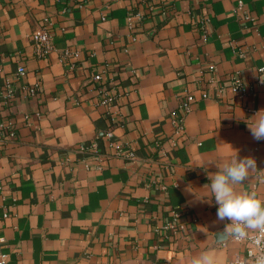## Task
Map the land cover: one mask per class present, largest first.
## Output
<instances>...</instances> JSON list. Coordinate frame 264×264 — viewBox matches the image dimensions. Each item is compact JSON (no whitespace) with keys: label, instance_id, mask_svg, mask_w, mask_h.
I'll list each match as a JSON object with an SVG mask.
<instances>
[{"label":"crops","instance_id":"crops-1","mask_svg":"<svg viewBox=\"0 0 264 264\" xmlns=\"http://www.w3.org/2000/svg\"><path fill=\"white\" fill-rule=\"evenodd\" d=\"M46 20L56 50L38 58L31 34ZM66 50L80 54L74 70ZM21 65L27 75L18 79ZM261 70L264 0H0V89L15 88L11 102L0 95V124L15 131L0 144L8 264L245 259V241L220 235L230 221L217 218L208 174L237 154L264 170V140L246 123L264 110ZM96 74L117 85L118 114L98 106ZM236 75L244 97L233 92ZM190 95L177 135L173 119ZM117 146L134 150L135 160L115 157ZM236 190L264 200V172ZM176 211L186 230L168 239L163 228Z\"/></svg>","mask_w":264,"mask_h":264},{"label":"built area","instance_id":"built-area-1","mask_svg":"<svg viewBox=\"0 0 264 264\" xmlns=\"http://www.w3.org/2000/svg\"><path fill=\"white\" fill-rule=\"evenodd\" d=\"M45 2H52L57 0H44ZM239 9L244 10V3L239 2ZM136 19L142 20V14H137ZM245 19L252 21L253 18L245 12ZM52 26V23L49 20H46L45 25L40 26L34 30L31 34V41L35 49L36 56L38 58H47L52 52L56 50L53 35L50 34L49 29ZM204 36H207V33L203 31ZM80 56L79 52L66 50L63 54V58L67 62L69 70H74L76 64L74 60L78 59ZM262 71V70H261ZM27 75V69L21 65L18 68L17 78L20 79ZM93 81L97 83V100L98 106L105 108L107 115L118 114L120 111V94L118 92V87L115 84L106 86L103 82V77L100 74H96L93 77ZM214 85V84H213ZM39 85L31 86L27 89L29 96H36ZM232 89L235 94L240 97L247 95L248 88L247 85L239 78L237 75L232 78ZM222 87L216 88V96H220L222 93ZM0 95L6 100V102H11L15 98V88L13 83L7 82L4 89H0ZM204 99L211 97L209 93L204 92L202 94ZM195 100L193 95L187 97L181 106V113L176 114L173 119V124L175 126V133L181 135L185 131V115L188 114L191 110L190 104ZM26 119L29 120V116H26ZM106 136L108 138H113L114 132L112 130L108 131ZM15 138V131L13 124H0V144L11 141ZM83 151L86 148L82 149ZM92 150H96V144L93 145ZM115 157L125 159V160H135L136 153L134 150L128 147L117 146L115 151ZM8 215H5L7 217ZM181 213L174 212L173 220L168 222L164 226V231L166 238L176 239L182 235L186 230V224L181 222ZM237 239V238H236ZM239 241H245L246 243V258L240 259L237 258L232 261L230 264H256L257 258L264 256V234H261L259 231L254 233H248V236L244 239H237ZM259 240L260 243L257 244L256 241ZM3 242V238L0 236V244ZM0 264H8V256L0 252Z\"/></svg>","mask_w":264,"mask_h":264},{"label":"clouds","instance_id":"clouds-1","mask_svg":"<svg viewBox=\"0 0 264 264\" xmlns=\"http://www.w3.org/2000/svg\"><path fill=\"white\" fill-rule=\"evenodd\" d=\"M264 73V70L261 71ZM261 83H264V75L260 76ZM252 122H247L252 137L257 140H264V110L253 116ZM218 171L209 173L208 178L212 197L218 205L217 218L220 221H230L220 235L227 239L235 237L244 239L249 231H259L264 234V200L257 197L256 193H240L236 186L248 181L253 173L264 172L257 168V161L254 157H238L216 165ZM189 191H194L189 187ZM260 243L259 240L256 241ZM191 264H214L213 256L210 253H203L192 260ZM256 264H264V256L257 258Z\"/></svg>","mask_w":264,"mask_h":264}]
</instances>
